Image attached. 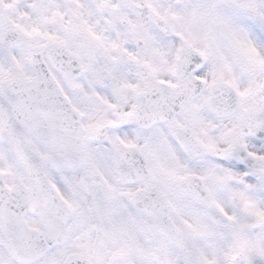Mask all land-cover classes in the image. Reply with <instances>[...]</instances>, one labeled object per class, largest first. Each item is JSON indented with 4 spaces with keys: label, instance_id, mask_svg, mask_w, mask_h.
Wrapping results in <instances>:
<instances>
[{
    "label": "snow or ice",
    "instance_id": "obj_1",
    "mask_svg": "<svg viewBox=\"0 0 264 264\" xmlns=\"http://www.w3.org/2000/svg\"><path fill=\"white\" fill-rule=\"evenodd\" d=\"M0 264H264V0H0Z\"/></svg>",
    "mask_w": 264,
    "mask_h": 264
}]
</instances>
